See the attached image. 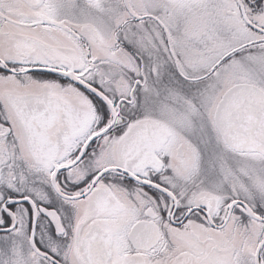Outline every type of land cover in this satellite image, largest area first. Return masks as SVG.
<instances>
[{"label":"snow or ice","instance_id":"6c2138e0","mask_svg":"<svg viewBox=\"0 0 264 264\" xmlns=\"http://www.w3.org/2000/svg\"><path fill=\"white\" fill-rule=\"evenodd\" d=\"M0 264H264V0H0Z\"/></svg>","mask_w":264,"mask_h":264}]
</instances>
